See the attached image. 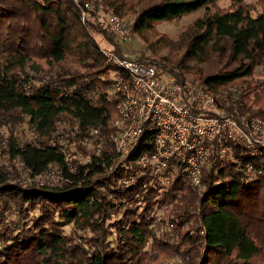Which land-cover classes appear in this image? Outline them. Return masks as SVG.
<instances>
[{
	"label": "trees",
	"instance_id": "16d2710c",
	"mask_svg": "<svg viewBox=\"0 0 264 264\" xmlns=\"http://www.w3.org/2000/svg\"><path fill=\"white\" fill-rule=\"evenodd\" d=\"M86 1L0 0V123L28 119L36 136L32 144L13 138L0 153V264H264V150L252 157L235 148L223 168L212 160L203 191L183 175L170 177L168 186L140 175L143 146L119 158L108 141L116 102L106 92L120 70L96 37L118 55L122 48L98 25L82 23ZM221 1L108 0V6L133 18L132 33L154 56L169 46L154 32L156 23L202 11L182 36L187 61L145 62L178 80L190 73L217 95L232 88L222 106L238 119L264 120V101L254 107L264 99V82L256 78L264 67V9L255 17L244 0H227V10L216 8ZM224 59L230 66L214 74L199 68ZM62 120L73 122L76 141L99 129L102 154L66 164L52 141ZM5 156L20 159L35 180L9 172ZM51 165L63 175L60 186L36 181ZM131 176L136 182L123 186Z\"/></svg>",
	"mask_w": 264,
	"mask_h": 264
},
{
	"label": "built area",
	"instance_id": "2783aa9c",
	"mask_svg": "<svg viewBox=\"0 0 264 264\" xmlns=\"http://www.w3.org/2000/svg\"><path fill=\"white\" fill-rule=\"evenodd\" d=\"M81 19L83 24L98 25L120 41H126L130 35L125 19L113 12L108 0H87ZM101 53L120 70L113 75L106 92L107 99L116 102L108 141L121 159L144 147L137 160L140 175L156 177L166 186L170 177L183 175L203 191L204 167H209L212 160L223 168L233 160L235 148L244 149L252 157L263 154L264 120L238 119L222 106L220 99L228 101V94L234 89L217 95L198 82L178 80L157 66L134 61L124 53L118 55L106 48H101ZM260 78L264 80V76ZM104 140L100 130L93 129L83 140L88 155L71 152L60 144L61 154L70 166L87 164L91 155L102 154ZM94 145L95 149L90 150ZM53 167L45 177L62 181V173ZM246 173L254 174L251 166ZM135 182L134 176L122 180L125 187Z\"/></svg>",
	"mask_w": 264,
	"mask_h": 264
},
{
	"label": "rangeland",
	"instance_id": "374dc122",
	"mask_svg": "<svg viewBox=\"0 0 264 264\" xmlns=\"http://www.w3.org/2000/svg\"><path fill=\"white\" fill-rule=\"evenodd\" d=\"M245 3L253 10V15L256 17L257 14L263 11L264 9V0H244ZM216 8L219 10H227L231 8V2L230 1H221L216 5ZM203 12H199L190 16H185L182 19H176L172 21L162 22V23H156L154 25V32L159 36L162 37L161 39L168 43L169 46L166 45L163 49H158L157 55L154 56L151 54L150 51L147 50V47L142 42V40L132 31H130V35L126 41H120L116 39V42L121 46L122 53L126 54L130 59L134 61H151L158 63L161 58L163 57H170L174 58L177 61H187L185 57V48L184 44L181 43L182 36L188 31L190 26L192 25L195 20H197ZM133 18H126L125 22L127 26L132 30V23ZM103 29V28H101ZM106 33L108 31L104 30ZM110 33H108L109 35ZM112 35V34H110ZM97 42L101 46V48H106L109 50H112L111 45H109L104 37L97 36L96 37ZM177 47L175 48V46ZM215 61L212 65H200L199 68L202 70L203 75H209L216 73L219 69H221V66L225 65L226 63L230 66V60L227 61L226 59ZM71 63V62H70ZM150 64V63H149ZM69 68H72L73 71L79 70L82 73H84L86 70L81 69L79 66L74 64H69ZM43 69V68H41ZM45 71V69H43ZM44 73H38L37 77H43ZM264 76V67L261 66L257 69V79H261L258 75ZM187 79L194 78L193 75L186 74ZM264 82V80H261ZM236 86V85H235ZM262 102L257 106L254 107L262 108ZM264 109V108H262ZM73 122L69 120H62L57 123V130L54 134L53 140L61 145H64L65 148H67L71 152H78V153H84L85 155H88V147L84 145V141H76V136L72 132L74 129L77 130V128L72 126ZM17 139L18 141L25 142L28 144H32L36 141V136L33 133L32 128L28 124L27 121H18V122H8V123H0V153H4V151H7L9 142L11 139ZM81 146V147H80ZM82 146L85 149H80ZM95 145L90 148V150H94ZM2 164L5 166V168L8 169L9 172L17 173L19 175L20 180H24V182H32L35 179L31 178V175L29 172L23 170V163L20 161V159H14L13 161L9 160L8 156L3 157ZM55 171H59L57 167H53ZM36 181L42 182V183H49L53 184V186H60L61 181L56 180V178H42V180L37 179ZM60 184V185H59ZM162 215L161 213L159 214ZM72 231V225L66 227V232L69 234ZM82 233V232H79ZM162 257V256H161Z\"/></svg>",
	"mask_w": 264,
	"mask_h": 264
}]
</instances>
